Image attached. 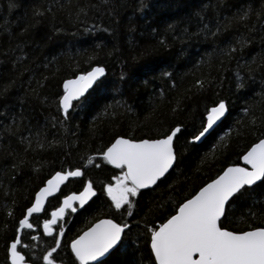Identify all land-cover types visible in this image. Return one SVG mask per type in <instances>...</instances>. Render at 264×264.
I'll return each mask as SVG.
<instances>
[{
	"label": "trees",
	"instance_id": "obj_1",
	"mask_svg": "<svg viewBox=\"0 0 264 264\" xmlns=\"http://www.w3.org/2000/svg\"><path fill=\"white\" fill-rule=\"evenodd\" d=\"M94 65L106 75L63 115V80ZM220 99L226 117L191 141ZM177 124L173 169L131 198L132 215L127 206L115 210L102 188L120 169L99 154L117 136L156 138ZM263 137L264 0H0V264H10L7 248L36 191L56 171L77 167L83 175L23 230L26 259L46 264L56 234L39 218L89 179L97 193L73 213L57 261H75L69 240L109 215L129 229L99 264H155L149 228ZM223 225L264 226V179L235 196Z\"/></svg>",
	"mask_w": 264,
	"mask_h": 264
},
{
	"label": "snow or ice",
	"instance_id": "obj_2",
	"mask_svg": "<svg viewBox=\"0 0 264 264\" xmlns=\"http://www.w3.org/2000/svg\"><path fill=\"white\" fill-rule=\"evenodd\" d=\"M103 73L104 68L96 66L91 71L63 82L64 92L59 98V104L65 113L72 106L74 99L81 97ZM197 83L201 89L204 87L203 80ZM240 86L238 84V87ZM226 108V101L223 99L207 108L200 130L191 135L190 140L200 141L209 134L225 115ZM252 122L255 124V117ZM181 127L177 124L157 139H129L117 136L107 149L99 154L109 164L120 169V174L112 177L115 183H107L102 189L107 193L114 209L121 210L123 206H127L128 214L132 215L133 200L130 198L136 197L141 189L157 185L161 178H166L176 159L174 138L181 132ZM242 159L250 167L236 164L224 168L215 179L200 187L195 195L184 199L175 214L170 215L158 226L149 228L150 247L155 264H264V226L249 227L248 230H229L223 225V220L227 218L228 205L235 196L240 195L245 186L254 185L264 178V138L253 143ZM82 175L79 167L58 171L36 192L35 202L27 207L26 214L19 219L15 238L7 248L11 264H25V258L18 251V246L21 244V230L35 227L29 222V217L41 213L45 198L55 193L61 183L70 177ZM95 195L93 182L88 180L82 191L63 196V203L51 212L50 219L43 221V230L49 235L54 232V225L59 228L58 234L53 237L56 246L50 247L43 254L42 259L46 264H57L53 254L60 247V237L64 235V228L57 225V221L62 220L66 209L76 211L73 202L83 206ZM126 229H129L127 222L118 223L113 218L98 219L86 231L71 240L70 248L75 256L73 264L76 261L79 264L97 261L98 257H102L117 246L118 242H122Z\"/></svg>",
	"mask_w": 264,
	"mask_h": 264
},
{
	"label": "water",
	"instance_id": "obj_3",
	"mask_svg": "<svg viewBox=\"0 0 264 264\" xmlns=\"http://www.w3.org/2000/svg\"><path fill=\"white\" fill-rule=\"evenodd\" d=\"M96 66H101V67H103V68H104V73H103L100 77H98L96 81H93L92 85H90L89 88L86 89L84 93H82L81 97H79V98H77V99H74V101H73V103H72V106L70 107V109L68 110V112L72 109L73 104H74L75 102L81 100V99H82V98H83V97H84V96H85V95H86V94H87V93H88V92H89V91H90V90H91V89H92V88H93V87H94V86H95V85H96V84H97V83H98V82H99V81H100L105 75H106L107 70H106V67L103 66V65H94V66H92L91 68H89L88 70H86V71H84V72H80V73H78V74H76V75H74V76H71V77L65 78V79L63 80V82H64L65 80L74 79L76 76H78V75H80V74H82V73H86V72H88V71H91V69H92L93 67H96ZM63 82H62V90H63V92H64V89H63ZM62 95H63V93H62ZM62 95H61V96H62ZM61 109H62V107H61ZM68 112H67V113H68ZM62 113H63V115H67V113H65L63 109H62ZM227 114H228V107L226 108V113H225V115H224L223 117L220 118L219 122L214 126V128H215V127H216V126H217V125H218V124H219V123H220V122L226 117ZM174 127H175V126H174ZM172 128H173V127H172ZM214 128H213V129H214ZM166 134H167V133H166ZM207 135H208V134H207ZM207 135H206V136H207ZM206 136H205V137H206ZM124 137H125V138H129V137H126V136H124ZM160 137H161V136H160ZM160 137H156V138H146V137H145V138H139V139H157V138H160ZM205 137H204V138H205ZM175 138H176V137H175ZM175 138H174V142H175ZM204 138H202L200 141H196V142L199 143V142H201ZM263 138H264V137H263ZM129 139H133V138H129ZM114 140H115V139H114ZM114 140H113V141H114ZM113 141H112V142H113ZM257 141H258V140H257ZM257 141H256V142H257ZM112 142H111V143H112ZM256 142H254V143H256ZM111 143H110V144H111ZM110 144H109V145H110ZM109 145H108V146H109ZM108 146H107V147H108ZM107 147L105 148V150L107 149ZM250 147H251V146H250ZM105 150H104V151H105ZM247 150H248V149H247ZM247 150H246V151H247ZM246 151H245V152H246ZM245 152H244V153H245ZM244 153H243V154L241 155V157H240V163L229 164V165L225 166L224 168H226V167H228V166H230V165H236V164H239V165L242 166V167H245V166H246V167H250V165H247L246 161H244V160L242 159ZM176 159H177V154H176ZM176 159H175V161H174L173 167H174V165H175V163H176ZM108 164H109V163H108ZM109 165L112 166L113 168H117L115 165H111V164H109ZM173 167L170 169V171L173 169ZM117 169H118V168H117ZM58 171H63V170H58ZM58 171H56V172H58ZM65 171H68V170H65ZM170 171H169V172H170ZM56 172H55V173H56ZM55 173H53V174H52V175H51V176L45 181V183H44L40 188L44 187L45 184H46V182H47L49 179H51V178L55 175ZM220 173H221V172H220ZM220 173H218L217 175H219ZM167 174H168V173H167ZM167 174H166V175H167ZM217 175H216V176H217ZM216 176H215L214 178H212V179H215ZM70 178H73V177H70ZM70 178H69V179H70ZM69 179H68V180H69ZM161 179H162V178H161ZM212 179H211V180H212ZM263 179H264V178H262L260 181H262ZM68 180H66V181H64L63 183H61L60 186H59V189H58L55 193H53V194H51V195H49L48 197L45 198V201H44V208L42 209L41 213H42L43 210L45 209V206H46V204H47V202H48V199H49L50 197L55 196L56 194H58V193L60 192L62 186H63ZM87 181H88V180H87ZM87 181H86V182H87ZM209 181H210V180H209ZM209 181H208V182H209ZM260 181L255 182L254 185L257 184V183H259ZM86 182H85V183H86ZM208 182H206V183H208ZM203 185H204V184H203ZM203 185H202V186H203ZM154 186H155V185H152V186H149L148 188L141 189V190L150 189V188H153ZM202 186H200V187H202ZM251 186H253V185L245 186V187H251ZM93 187H94V186H93ZM200 187H199V188H200ZM40 188H39V189H40ZM94 188H95V187H94ZM199 188H198V190H199ZM39 189H38L36 192H38ZM82 190H83V188H82L80 191H82ZM95 190H96V189H95ZM141 190H140V191H141ZM198 190H197V191H198ZM197 191H196V192H197ZM77 192H79V191H77ZM96 192H97V191H96ZM196 192H195V193H196ZM71 193H72V192H70V193H68V194H66V195H70ZM195 193H194L193 195H195ZM35 194H36V193H35ZM234 195H235V194H234ZM64 196H65V195H64ZM191 196H192V195H191ZM191 196L188 197V198H191ZM93 197H94V196H93ZM93 197H90L89 200L86 201V203H88L91 199H93ZM230 199H231V198H230ZM34 202H35V195H34V198H33L32 203H34ZM32 203H31V204H32ZM62 203H63V197H62V199H61V203H60V205H61ZM74 203H77V202H73V204H74ZM86 203H85V204H86ZM181 203H182V202H181ZM31 204H30L28 207H30ZM77 204H78V203H77ZM60 205H59V206H60ZM78 205H79V204H78ZM59 206H58V207H59ZM80 206H81V205H80ZM56 208H57V207H56ZM26 209H27V208H26ZM26 209H25L24 215L26 214ZM54 209H55V208H54ZM54 209H53V210H54ZM53 210H52V211H53ZM66 210H67V209H66ZM66 210H65V212H66ZM176 210H178V208H177ZM52 211H51V212H52ZM35 214H40V213H35ZM35 214H33V215H35ZM173 214H175V213H173ZM173 214H172V215H173ZM24 215H23V216H24ZM33 215H32V216H33ZM32 216H31V217H32ZM31 217H29V222H30V223H32V222H31ZM22 218H23V217H22ZM105 218H112V217H102V218H100V219H105ZM113 219H114V218H113ZM96 221H97V220H96ZM96 221H95V222H96ZM95 222H94V223H95ZM163 222H164V221H163ZM163 222H162V223H163ZM94 223H93V224H94ZM118 223H119V222H118ZM93 224H92V225H93ZM92 225H91V226H92ZM91 226H89V227H91ZM89 227H88V228H89ZM88 228H86L84 231H86ZM23 230H24V229H23ZM23 230H21V232H20V236L22 235ZM229 230H230V229H229ZM247 230H248V229H247ZM84 231H82V232H84ZM82 232H81V233H82ZM81 233H80V234H81ZM123 235H124V234H123ZM123 235H122V238H123ZM75 238H76V237H75ZM75 238H74V239H75ZM70 242H71V241H70ZM119 243H120V242H118V245H119ZM118 245H117V246H118ZM149 245H150V242H149ZM117 246H114V248L117 247ZM114 248H113V249H114ZM113 249H110L109 252L106 253L105 255H103L102 257H98V258H97V261L90 262V264H92V263H96V262H98V261L104 259V258H105V257H106V256H107V255L113 250ZM150 249H151V247H150ZM18 251H20V250H19V246H18ZM20 252L22 253V255H23L24 258H25V255L23 254V252H22V251H20ZM152 255H153V257H154V254H153V253H152ZM8 256H9V253H8ZM154 260H155V258H154ZM9 261H10V264H11V260H10V259H9ZM25 264H33V263L30 262V261H26V260H25Z\"/></svg>",
	"mask_w": 264,
	"mask_h": 264
},
{
	"label": "flooded vegetation",
	"instance_id": "obj_4",
	"mask_svg": "<svg viewBox=\"0 0 264 264\" xmlns=\"http://www.w3.org/2000/svg\"><path fill=\"white\" fill-rule=\"evenodd\" d=\"M74 178H77V177H74ZM70 179H73V178H70ZM69 181V180H68ZM67 181V182H68ZM66 182V183H67ZM86 182V181H85ZM65 183V184H66ZM107 183H115V181L113 182V180L111 179V181H108V182H106V183H104V185L105 184H107ZM64 184V185H65ZM85 184V183H84ZM63 185V186H64ZM103 185V186H104ZM63 186H62V188H63ZM84 186V185H83ZM83 186L79 189V190H77V191H80L82 188H83ZM94 186V185H93ZM62 188H61V190H60V192L58 193V194H60L61 193V191H62ZM96 189V188H95ZM103 189V188H102ZM77 191H74V190H71L70 192H77ZM96 191H97V189H96ZM70 192H67V193H65L64 195H66V194H68V193H70ZM97 193V192H96ZM58 194H56V195H58ZM102 194H103V196H105L106 198H107V200H108V202L111 204V200H110V198L107 196V193L106 192H104L103 190H102ZM64 195H62L61 196V199H62V197L64 196ZM53 197V196H52ZM95 197V196H94ZM93 197V198H94ZM51 198V197H50ZM49 198V199H50ZM48 199V200H49ZM61 199H60V202H59V205H60V203H61ZM92 201V199L89 201V202H91ZM88 202V203H89ZM48 203V202H47ZM88 203H86L85 205H87ZM47 205V204H46ZM58 205V206H59ZM85 205H83V206H80V205H78L77 203H74L73 204V207L74 208H76V211L78 210V209H80V208H83ZM58 206H56V207H58ZM46 207V206H45ZM56 207H54V208H56ZM54 208H52L51 210H50V212H49V214L48 215H46V216H43V217H40L39 218V223H41V228L43 229V221L45 220V219H50L51 218V211L54 209ZM114 208V207H113ZM122 209H123V207H122ZM121 209V210H122ZM45 210V209H44ZM44 210H43V212H44ZM116 210V209H115ZM76 211H71V209H67L66 210V212H65V214H64V217L62 218V220H58L57 221V225H59V226H62L63 228H64V232L66 231V227H68V225L70 224V222H71V219H72V217H73V213H75ZM119 211V210H118ZM42 212V213H43ZM42 213H40V214H42ZM40 214H35V215H40ZM33 217V216H32ZM32 217H31V222L33 223V221H32ZM102 217H112V216H109V215H103V216H100L99 218H97L96 220H98V219H100V218H102ZM113 218V217H112ZM115 219V218H114ZM96 220H94L89 226H91ZM89 226H87L86 228H88ZM53 228L55 229L54 230V232L53 233H55L56 235L58 234V231H59V228L56 226V225H54L53 226ZM86 228H84L82 231H84ZM44 231V230H43ZM81 231V232H82ZM80 232V233H81ZM79 233V234H80ZM79 234H77V235H79ZM77 235H75V236H73L70 240H69V248H70V241L72 240V239H74ZM123 239V238H122ZM60 240H61V243L63 242V236L62 237H60ZM121 244V242L119 243V245ZM118 245V246H119ZM56 245H55V243H54V246L53 247H55ZM60 246H61V244H60ZM117 246V247H118ZM117 247H115L112 251H114ZM58 250V249H57ZM70 250V252H71V248L69 249ZM111 251V252H112ZM111 252H110V254H111ZM24 254V253H23ZM71 254L74 256V254L71 252ZM109 254V255H110ZM25 255V254H24ZM108 255V256H109ZM54 256V255H53ZM55 258V257H54ZM74 258H75V256H74ZM56 259V258H55ZM105 259V258H104ZM104 259H102V260H104ZM25 260L26 261H29V260H27L26 259V256H25ZM57 260V259H56ZM102 260H100V261H98V262H101ZM44 263H46L45 261H43ZM97 263V262H96ZM96 263H92V264H96ZM34 264V263H33ZM57 264H73V262L71 263L70 261H68V260H66V259H60V261H57ZM75 264H79V262L78 261H76V263Z\"/></svg>",
	"mask_w": 264,
	"mask_h": 264
},
{
	"label": "rangeland",
	"instance_id": "obj_5",
	"mask_svg": "<svg viewBox=\"0 0 264 264\" xmlns=\"http://www.w3.org/2000/svg\"><path fill=\"white\" fill-rule=\"evenodd\" d=\"M120 174V172L117 174V175H119ZM117 175H115V176H117ZM113 182H114V180H113ZM131 199V198H130Z\"/></svg>",
	"mask_w": 264,
	"mask_h": 264
},
{
	"label": "bare ground",
	"instance_id": "obj_6",
	"mask_svg": "<svg viewBox=\"0 0 264 264\" xmlns=\"http://www.w3.org/2000/svg\"><path fill=\"white\" fill-rule=\"evenodd\" d=\"M109 254H110V253H109ZM109 254H108V255H109ZM108 255H107V256H108ZM107 256H106V257H107ZM106 257H105V258H106Z\"/></svg>",
	"mask_w": 264,
	"mask_h": 264
}]
</instances>
